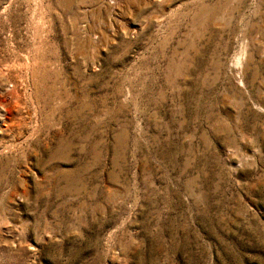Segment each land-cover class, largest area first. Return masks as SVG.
Here are the masks:
<instances>
[{
  "label": "rangeland",
  "instance_id": "374dc122",
  "mask_svg": "<svg viewBox=\"0 0 264 264\" xmlns=\"http://www.w3.org/2000/svg\"><path fill=\"white\" fill-rule=\"evenodd\" d=\"M0 264H264V0H0Z\"/></svg>",
  "mask_w": 264,
  "mask_h": 264
}]
</instances>
